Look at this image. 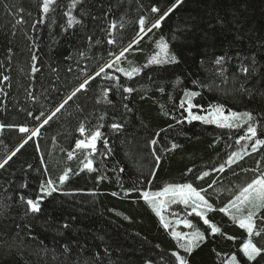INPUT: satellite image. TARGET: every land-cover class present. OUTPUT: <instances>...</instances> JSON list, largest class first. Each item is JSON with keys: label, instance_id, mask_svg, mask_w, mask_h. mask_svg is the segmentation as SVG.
Segmentation results:
<instances>
[{"label": "trees", "instance_id": "16d2710c", "mask_svg": "<svg viewBox=\"0 0 264 264\" xmlns=\"http://www.w3.org/2000/svg\"><path fill=\"white\" fill-rule=\"evenodd\" d=\"M70 2L55 0L54 11L37 24L42 0H0V124L4 125L0 162L26 139L18 126H37L34 116L54 111L111 59L110 50L118 51L133 40L141 15L154 21L175 0H82L72 10L81 23L64 30ZM153 5L161 12L151 13ZM21 17L23 22L17 23ZM111 22H116L115 29L109 27ZM109 32L115 45L107 43ZM161 36L179 62L144 67ZM217 56L226 57L222 66L214 63ZM129 62L142 67V72L131 80L114 74L133 87V93L112 88L108 94L112 103H107L102 90L111 88L110 82L102 77L91 80L39 137L0 168V264H166L176 241L172 229L166 230L144 201L142 191L191 183L207 189L218 209L234 190L251 182L256 174L252 169L264 170L261 146L223 173L197 179L239 150L235 141L244 130L200 121L177 123L187 115L180 108L184 91H196L200 95L193 102L203 110L222 104L226 111L252 112L262 125L258 138L264 139V0H183L160 29L133 45L121 66L129 67ZM242 65L249 69L247 74L240 71ZM33 67L38 70L33 72ZM113 122L123 127L113 130ZM81 123L88 130L101 126L102 137L91 156L90 149H75V141L84 138L78 132ZM153 139L156 145L150 143ZM153 150L161 158L158 166ZM86 157L92 159L94 171L83 167ZM65 169L71 172L61 185L58 177ZM49 177L58 190L44 196L39 213L28 211L20 196L35 199L39 185ZM164 215L174 221L185 215V208L173 204ZM207 215L226 235L206 233V241L187 256L189 264H221V256L233 253L241 264H264V253L252 262L242 258L239 249L247 236L243 229L219 211ZM188 219L201 230L207 228L194 214ZM178 228L190 231L183 225ZM256 242L264 246V237Z\"/></svg>", "mask_w": 264, "mask_h": 264}, {"label": "snow or ice", "instance_id": "6c2138e0", "mask_svg": "<svg viewBox=\"0 0 264 264\" xmlns=\"http://www.w3.org/2000/svg\"><path fill=\"white\" fill-rule=\"evenodd\" d=\"M81 2L82 0H71L68 10L64 12V15L67 17L66 25L62 26L64 27V30L71 28L74 24L81 23V21L72 14V10L75 9L77 4ZM182 2L183 0H175V3L163 11L162 15H159L158 18L151 22H149V17L147 14L141 15L137 22L138 32L127 46L119 48L118 51L110 50L108 55L111 57V59L100 66L99 70L96 71L94 75L87 76L83 82L72 91L71 95L67 96L66 99H64L57 107H55L54 111L48 115H46L44 112H41L38 116H34L33 118L39 122L37 126L33 128H29L27 126H18L19 133L25 134L26 139L23 140V142L15 151L7 156V159H4L2 162H0V168H3L8 163V161L11 160L12 157H14L17 152H19L20 149L24 147L25 144L31 141L34 137H39L41 134V129L45 125H48L49 122L54 117H56V115L65 108V105H67L69 101L76 97L78 93H80L82 90L86 91L91 80H94L97 77H102L103 79L110 82L111 88H105L102 90V99L107 103H112L108 99L109 91H111L112 88H115L117 92L126 94L133 93L135 89L133 87L127 86L124 83H121V76L115 75L114 73H120L123 77L131 80L142 72V67L132 66L131 62H129V67L121 66L122 61L126 60V53H129V51L133 48V45L138 44L140 40L144 38V36H147L149 33L153 32L154 29H160L166 18L175 10L177 6L182 4ZM54 3L55 0H42V17L37 21V24L44 23V17H46L50 11H54V8H52ZM20 11L22 12L23 10L21 9ZM150 12L153 14H158L161 12V9L158 6L153 5L150 8ZM22 22L23 18L21 17L17 23ZM109 27L111 29H115L117 27L116 22H111ZM120 27H123V23L120 24ZM108 34L111 38L108 39L107 43L110 45H115V37L111 32ZM88 39L91 41L92 38L89 37ZM97 43H99V41H97ZM155 45L156 51L150 56V58L147 60V64L144 65V67H147L148 65H163L179 62L177 56L170 53L169 42L163 36L155 41ZM81 55L84 54L81 53ZM32 59L35 61L37 57L33 55ZM225 60V56H217L214 63L218 66H222ZM37 70L38 69L35 67L32 69L33 72ZM109 70L113 71L110 72ZM221 71H223L222 68ZM240 71L247 74L249 69L242 65ZM3 79L7 80L8 77L5 76ZM160 90L163 91V89ZM183 95L184 99L180 103V108H182L187 113V115L184 116L182 120H177L178 124L183 123L185 120L188 123L200 121L205 125L214 124L222 129L244 130L243 135H240L235 141L237 145H240L239 150L230 152L227 156V159L220 163L218 167L213 166L210 171H204L200 176L197 177V179H203L204 177L209 176L211 172L223 173L227 168H230L232 165L243 160L246 155L255 153L261 146H264V139L258 138V128L262 125L252 112H238L233 110H227L226 112L225 106L222 104L213 105L207 110H203L202 106L193 103V99L200 95L199 92L185 90ZM124 98L127 99V96ZM123 107L128 111H131L127 104L123 105ZM194 108H201L204 114H198L197 112H194ZM28 115L32 116L33 114L29 112ZM101 119H103V117H101ZM3 127L4 125L0 124V129ZM100 127V125H97L95 130H88L86 129L85 125L81 123L78 128V132L84 138L77 139L75 141V149H90L91 152H89V156L94 154L97 147V141L102 137ZM110 127L113 130L118 131L123 127V125L118 122H113ZM261 135H264V133H261ZM242 141L244 143H241ZM104 143L106 145L107 141ZM150 143L152 145H156L157 140L153 139ZM175 147H177V145L173 144L172 148ZM37 150H39L38 145ZM72 155L73 153L71 151L68 152L69 159L72 158ZM153 155L158 166L161 158L156 154L155 150H153ZM85 161L86 162H83V167L90 171H94L95 169L93 168L92 159L86 157ZM41 162L43 163V159ZM242 170L249 171L248 169ZM188 171L191 172L192 169H189ZM251 171L256 173L251 182L245 184L244 186H240L237 190H234L231 198L218 209L207 197V189H197L191 183H169L160 191H142V198L144 201L160 218V223L163 225V227L166 230L169 228L172 229L171 236L176 241V249L171 251V259L169 262H166V264H189L187 256H190L195 248H197L202 242L206 241V233L209 235H226L222 233L220 227H218L209 219L207 214L213 211H219L220 213H223L225 216L229 217L234 224H237L240 229H243L246 232L247 236L239 249V252L242 253V258H246L248 262H252L256 261L257 257H260L261 254L264 253V246H258V243L256 242V238L264 237V170H260L259 167H257V169H252ZM44 172L47 175L48 169L46 165ZM70 172L71 169H65L63 171V173L58 177L59 184H64V182L68 179ZM152 175L154 176L155 172H153ZM215 183L216 181H213L212 184L208 185V187L211 188ZM22 187H27V185H22ZM57 190L56 182L49 177L46 179V181H42L39 185V193L35 199L25 198L23 195H21L20 200L26 203L28 211L32 213H39L44 196H50ZM173 204L183 205L185 208V215L183 217L176 218L174 221H170L166 218L164 213L166 209ZM193 214L198 217L203 222V225L207 226V228L201 230V228L197 227L192 220L188 219V217L192 216ZM172 215L176 216L177 214L172 213ZM173 223L176 226L183 225L184 228L190 229V231H177L176 228L172 227ZM64 227L67 228L68 225L65 224ZM226 238L229 240L235 239L233 236H227ZM65 251H69L67 246H65ZM182 252L184 254H182ZM218 255L220 254L218 253ZM161 259H163V257ZM146 264H151V261H147ZM221 264H241V259H238L237 254L233 253L227 258L221 256Z\"/></svg>", "mask_w": 264, "mask_h": 264}, {"label": "rangeland", "instance_id": "374dc122", "mask_svg": "<svg viewBox=\"0 0 264 264\" xmlns=\"http://www.w3.org/2000/svg\"><path fill=\"white\" fill-rule=\"evenodd\" d=\"M194 103V102H193ZM193 111L194 112H197L198 114H204V112H201V111H198V110H196L195 108L193 109ZM227 112V111H226ZM214 125V124H213ZM181 225H179V226H176L174 223H173V225H172V227H174V228H176V230L177 231H182V230H180L178 227H180ZM186 232V231H185Z\"/></svg>", "mask_w": 264, "mask_h": 264}]
</instances>
